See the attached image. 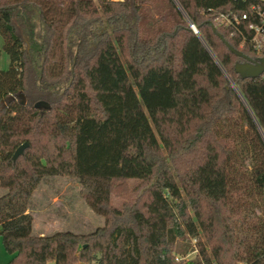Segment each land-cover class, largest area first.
<instances>
[{
  "label": "trees",
  "instance_id": "16d2710c",
  "mask_svg": "<svg viewBox=\"0 0 264 264\" xmlns=\"http://www.w3.org/2000/svg\"><path fill=\"white\" fill-rule=\"evenodd\" d=\"M254 3L0 0L7 264H264V73L241 78L243 58L219 37L261 57ZM243 13L236 25L221 18ZM62 177L87 188L102 227L33 233L32 190ZM127 181L137 193L117 208Z\"/></svg>",
  "mask_w": 264,
  "mask_h": 264
},
{
  "label": "rangeland",
  "instance_id": "374dc122",
  "mask_svg": "<svg viewBox=\"0 0 264 264\" xmlns=\"http://www.w3.org/2000/svg\"><path fill=\"white\" fill-rule=\"evenodd\" d=\"M1 44L0 38V69L5 70L8 68L9 58L2 50ZM23 100L25 103V97ZM24 142L27 140H21L18 146ZM139 184L138 181H127L124 187L128 191V195L124 199L115 193L112 194L113 206L121 208L123 202H129L131 196L137 193L136 188ZM5 191V189L0 188V196ZM85 192H87V188L76 179L67 177L42 179L32 190L28 203V211L34 218L32 222L33 233L48 235L55 233V231L68 230L77 234H87L98 227H102L106 220L90 209L83 198ZM180 244L183 245V243ZM195 255L196 250H193L188 252L184 258H194ZM12 257V254L5 251L0 239V264H7ZM74 264L85 263L76 262Z\"/></svg>",
  "mask_w": 264,
  "mask_h": 264
},
{
  "label": "water",
  "instance_id": "95a60500",
  "mask_svg": "<svg viewBox=\"0 0 264 264\" xmlns=\"http://www.w3.org/2000/svg\"><path fill=\"white\" fill-rule=\"evenodd\" d=\"M190 26L192 30L195 31V33L197 34L198 31L196 30L195 26L192 23H190ZM219 37L226 44L227 48L230 49L231 52L243 58V62H237L234 65L235 72L239 74L241 78H254L264 73V54L256 59L250 58L244 55L242 52L234 49L229 43H227L223 39L221 35H219ZM20 97L22 98V103H24L23 94H21ZM10 98L14 97L10 96ZM34 107L36 109H49V104L46 101L40 100L35 102ZM27 146V142H24L23 144L18 146L15 152L13 153L12 159L15 160L19 155H21Z\"/></svg>",
  "mask_w": 264,
  "mask_h": 264
},
{
  "label": "built area",
  "instance_id": "2783aa9c",
  "mask_svg": "<svg viewBox=\"0 0 264 264\" xmlns=\"http://www.w3.org/2000/svg\"><path fill=\"white\" fill-rule=\"evenodd\" d=\"M255 1L254 4L250 6V14L256 15L257 17L262 19L261 25H255L250 23L248 25V28L252 31V37H251V43L253 46V49L256 54H260L261 50L264 46V11L260 9V5L263 3L264 0H253ZM250 15L247 13H243L241 17L239 18L237 15L228 16L221 14V18L225 24H238L240 19L246 20Z\"/></svg>",
  "mask_w": 264,
  "mask_h": 264
}]
</instances>
